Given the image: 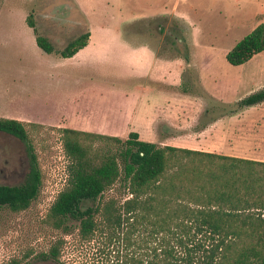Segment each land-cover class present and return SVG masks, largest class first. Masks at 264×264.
<instances>
[{"label":"rangeland","instance_id":"rangeland-1","mask_svg":"<svg viewBox=\"0 0 264 264\" xmlns=\"http://www.w3.org/2000/svg\"><path fill=\"white\" fill-rule=\"evenodd\" d=\"M29 13L55 52L37 46ZM260 22L264 0H0V117L24 123L43 177L28 208L14 212L0 205V264L12 258L56 264L39 261L37 253L56 234L42 219L66 182L62 127L125 138L138 131L135 120L162 121L151 137L140 139L159 144L166 137L264 161V101L236 106L264 88V51L240 65L225 58ZM87 31L92 44L80 58L59 55ZM121 32L133 45H150L159 58L120 45ZM138 98L139 111L130 117ZM26 165L23 142L0 132V183H21ZM105 195L128 194L117 183ZM75 233L66 236L64 264H120L121 244L113 247L118 252H104L100 238L81 244Z\"/></svg>","mask_w":264,"mask_h":264},{"label":"trees","instance_id":"trees-1","mask_svg":"<svg viewBox=\"0 0 264 264\" xmlns=\"http://www.w3.org/2000/svg\"><path fill=\"white\" fill-rule=\"evenodd\" d=\"M26 23L34 29L37 46L55 52L37 34L32 13ZM89 36L87 31L70 41L59 55L73 56ZM262 51L264 22L239 39L225 58L240 65ZM262 101L264 88L236 106ZM59 131L67 177L42 219L56 234L37 253L39 261L64 264L66 236L76 231L81 244L100 238L104 252L121 244L120 264H264V161L161 145L133 131L125 138L70 127ZM0 132L25 147L23 181L0 183V205L19 212L38 196L42 171L22 121L0 117ZM117 183L128 195L106 196ZM21 261L12 258L7 264Z\"/></svg>","mask_w":264,"mask_h":264},{"label":"crops","instance_id":"crops-1","mask_svg":"<svg viewBox=\"0 0 264 264\" xmlns=\"http://www.w3.org/2000/svg\"><path fill=\"white\" fill-rule=\"evenodd\" d=\"M122 34H120V37L122 38V42L120 45L124 46L125 48L127 49H130V50H137V49H140V50H149V51H152L154 53V56L155 58L158 57L154 51V49L148 45V44H139V45H133L131 43H129L124 35H123V32H121ZM90 37V36H89ZM91 39H88V42L87 44L79 49L73 56L71 57H64V58H69V59H78L80 58L84 53L85 51H87L90 47H91ZM62 57V56H61ZM159 58V57H158ZM159 60V59H158ZM172 62H177L178 60L177 59H173V60H170ZM136 101V102H135ZM138 101H139V98L137 100H133L132 103L135 102V105L133 106V108L131 109V113H130V117H133L136 116V112H138ZM142 113V112H141ZM158 123H162V121H159V122H145V123H138L137 120L134 121V123L132 124L133 126V129L134 130H138V131H133V132H136L138 133V135L142 138V139H147L148 137H151L154 133H155V128L158 126ZM140 124H142L143 126H139ZM130 124H126L125 123V126H129ZM152 126V130L154 128V131L153 133H150L147 131V129H149V127ZM161 126V125H160ZM159 126V127H160ZM142 128H144L143 130H141ZM100 132H103L104 134H111L109 131H100ZM125 133H129V132H125ZM101 134V133H100ZM144 135V137H143ZM164 135V134H163ZM139 137V138H140ZM186 141V140H185ZM159 144L161 145H164V144H167V145H173V146H177V147H184V148H191V149H195L194 147H192L191 145L189 144H186L185 142H179V141H172L170 142L169 140H166V137H163V139L161 138L160 140H158ZM233 156V155H232Z\"/></svg>","mask_w":264,"mask_h":264},{"label":"flooded vegetation","instance_id":"flooded-vegetation-1","mask_svg":"<svg viewBox=\"0 0 264 264\" xmlns=\"http://www.w3.org/2000/svg\"><path fill=\"white\" fill-rule=\"evenodd\" d=\"M167 34H169V33H167ZM76 39V38H75ZM176 40H181L180 38H177Z\"/></svg>","mask_w":264,"mask_h":264},{"label":"water","instance_id":"water-1","mask_svg":"<svg viewBox=\"0 0 264 264\" xmlns=\"http://www.w3.org/2000/svg\"><path fill=\"white\" fill-rule=\"evenodd\" d=\"M67 44H68V43H67ZM66 46H67V45H66ZM66 46H65V47H66ZM65 47H64V48H65ZM64 48H63V49H64ZM61 50H62V49H61Z\"/></svg>","mask_w":264,"mask_h":264}]
</instances>
